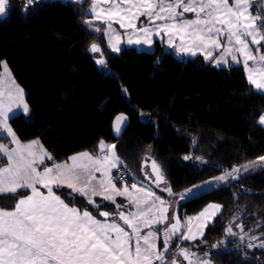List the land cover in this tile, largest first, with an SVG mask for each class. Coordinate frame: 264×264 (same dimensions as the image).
<instances>
[{
    "label": "trees",
    "instance_id": "trees-1",
    "mask_svg": "<svg viewBox=\"0 0 264 264\" xmlns=\"http://www.w3.org/2000/svg\"><path fill=\"white\" fill-rule=\"evenodd\" d=\"M90 3L36 0L29 7L27 0H9L0 16V74L5 61L30 108L26 116L17 113L9 120L16 136L43 144L52 156L43 166L84 151L99 155L101 140L114 144L123 162L118 168L122 176L114 171L117 183L121 178L127 183L147 181L144 163L151 151L173 194L241 168L239 179L178 204L181 220L210 202L223 207L202 239L175 240L166 261L179 244L200 257L208 253L212 264H264V248L259 247L264 242V168L245 172L242 167L264 156V126L258 122L264 92L248 83L242 65L216 66L201 54L179 58L164 52L159 42L153 51L132 46L112 51L105 24L93 21L100 32L85 24L92 18ZM92 43L101 52H90ZM99 57L106 64H97ZM119 113H126L130 123L115 138L112 122ZM186 155L193 158L183 159ZM6 163L0 154V167ZM54 191L97 216L116 208V203L97 198V209L67 187ZM29 192L0 196V208H14ZM117 203L126 209L128 202ZM230 224L234 236L225 231ZM214 244L218 247L212 248Z\"/></svg>",
    "mask_w": 264,
    "mask_h": 264
},
{
    "label": "snow or ice",
    "instance_id": "snow-or-ice-1",
    "mask_svg": "<svg viewBox=\"0 0 264 264\" xmlns=\"http://www.w3.org/2000/svg\"><path fill=\"white\" fill-rule=\"evenodd\" d=\"M36 0H27L30 7ZM81 3L82 0H74ZM110 5L100 6V0H92L89 12L91 19L85 24L95 32L100 27H93V21L99 20L107 25L105 35L109 37L111 50L119 52L121 35L113 28V22L125 29L124 35L128 44L148 45L153 43V36L167 37L169 47H176L179 52L196 55L201 52L205 59H215L217 65L227 64L228 58L233 63H240L248 73V83L257 91L264 92V54L256 55L250 45H261L264 41V12L251 15L250 0H103ZM9 0H0V15L6 12ZM124 5H127L125 7ZM178 9H180L178 11ZM185 13H194V18H184ZM147 18V25L137 27L140 17ZM161 21L162 23H157ZM259 21V23H258ZM131 30V31H127ZM224 43H221V38ZM179 40V44L176 41ZM213 49L222 50L219 58L213 57ZM90 52H101L96 43H92ZM255 53H261L257 47ZM253 62V66L249 65ZM104 65L103 58L96 60ZM260 65L256 67L255 65ZM7 72V65H4ZM2 83V81H0ZM14 83V82H13ZM126 91V90H125ZM15 106V108L13 107ZM10 113L12 116H10ZM17 113H30L29 105L24 100L23 89L15 86L5 92L0 90V134L11 137L15 148L0 144V154L7 158V166L0 167V194H16L20 189H29V195L23 196L14 204V208H0V264H180L173 258L166 261V254L177 241H195L202 239L204 228L222 210V205L210 203L196 217H187L184 221L172 215L169 219L170 205L149 189L138 187L133 183L130 187L136 190L134 195L128 185L117 188L111 169L117 168L120 162L115 153V145L99 142L101 156L94 157L89 152H81L69 157L71 163L44 164L45 159L52 156L40 144L39 140L21 143L9 120ZM127 117L117 115L114 128L117 134ZM259 124L264 126V114L259 117ZM195 143V141H194ZM193 157L184 156L191 160ZM196 159H201L196 157ZM201 162H203L201 160ZM257 166L264 168V156L242 166L245 172ZM157 187L164 182L162 169L151 161ZM240 168L206 181L203 185H195L179 194L180 199L194 196L202 188L215 183L227 184L230 179H239ZM95 172H100L103 179L97 180ZM39 185L40 187H37ZM67 187L79 193L87 202L99 209L100 205L92 197L100 196L104 200L116 203V196H124L134 205L135 212L120 211L123 205H116V212L99 211L103 221L97 219L87 209L81 211L70 207L53 191ZM41 189H46L41 191ZM164 191L172 195L170 186ZM118 216L131 233L126 231L109 217ZM193 221H196L194 224ZM166 224L162 230L163 245L158 247L160 230H152L155 225ZM236 227L243 228L237 224ZM149 229L142 234L143 229ZM227 235L234 236L230 224L226 228ZM243 239V237H241ZM257 239V237H252ZM223 243V242H221ZM249 247L254 245L249 244ZM217 248L218 245H212ZM259 247L264 248V242ZM209 254L205 253V257ZM174 257H182L188 264H210L209 259H201L189 247L176 245Z\"/></svg>",
    "mask_w": 264,
    "mask_h": 264
},
{
    "label": "rangeland",
    "instance_id": "rangeland-1",
    "mask_svg": "<svg viewBox=\"0 0 264 264\" xmlns=\"http://www.w3.org/2000/svg\"><path fill=\"white\" fill-rule=\"evenodd\" d=\"M61 1H74V0H61ZM91 2H92V0H91ZM229 2L230 3H232V0H229ZM250 4H251V7L249 8V12L251 13V15H253V16H256L258 13H261V12H264L263 11V9H264V0H250ZM100 6L101 7H103V8H108V7H110V5L109 4H107V3H104L103 2V0H100ZM125 7H127V5H124ZM90 7H91V3H90ZM90 9V8H89ZM180 9H178V11H179ZM88 13H90L89 11H88ZM6 14V12L4 13V14H2V15H5ZM91 14V13H90ZM1 16V15H0ZM184 18H188V19H192V18H194V13H185L184 14ZM97 21H99V20H97ZM102 22V21H101ZM157 23H162L161 21H157ZM258 23H259V21H258ZM142 24H144V25H147V18L146 17H143V16H141L140 17V19L137 21V27H140V26H142ZM113 28L121 35V41H120V43H119V48H120V50L123 48V47H125V46H132V47H135V48H137L138 50H145V51H153V50H155L156 49V43L157 42H159L162 46H163V49H164V52L166 51V52H168V51H171V52H173L176 56H178L179 58H187V57H193V55H191V54H187V53H182V52H179L178 51V49L176 48V47H169L168 46V44L166 43V40H167V37H163L162 35L161 36H153V43H152V45L151 46H148V45H143V44H141V45H136V44H128L127 43V37L124 35V33H125V29H122V28H120V25L118 24V23H115V22H113ZM106 27H107V25L105 24V29H106ZM104 29V30H105ZM127 31H131V30H127ZM104 34H105V31H104ZM106 36V38H107V41H108V44H109V37L107 36V35H105ZM176 43L177 44H179V40H177L176 41ZM221 43H224V38L222 37L221 38ZM110 46V45H109ZM250 47L253 49V51H254V54H256V55H259V54H264V41H262L261 42V45H250ZM257 47H260L261 48V53H255V49L257 48ZM199 54H201V55H203L201 52H197V54L196 55H199ZM221 54H222V50H217V49H213V57L214 58H219L220 56H221ZM196 55H194V56H196ZM204 56V55H203ZM101 57H99V59H100ZM238 58L240 59V63H233L232 61H231V58L229 57L228 58V63L227 64H220V65H217L216 64V62H215V59H208V61H211L214 65H216V66H231V65H242L243 66V57H239L238 56ZM7 65V72H5V68H4V65ZM249 65L250 66H253V62L252 61H249ZM256 67H259L260 65H255ZM244 67V66H243ZM245 69V68H244ZM246 71V70H245ZM246 74L248 75V73L246 72ZM0 81H2V83H0V90H3L4 92H5V101L7 102V90L9 89V88H14L15 86H18L19 88H21V89H23L18 83H17V81L15 80V78H14V76L12 75V73H11V71H10V69H9V67H8V64H7V62H2V69H1V74H0ZM14 82V83H13ZM24 91V90H23ZM24 100H25V102L27 103V101H26V98H25V92H24ZM14 108H15V106H13ZM264 114V113H263ZM10 116H12V114L10 113ZM9 125L11 126V124H10V122H9ZM12 127V126H11ZM13 129V128H12ZM14 131V130H13ZM2 135H5L6 136V140L5 141H3L4 142V144L5 145H7V147L9 148V149H12V148H15L16 147V145H14V144H12L11 143V137H8L6 134H0V136H2ZM2 138V137H1ZM8 141H10L9 143H7ZM20 142H22V143H24L25 141H20ZM40 142V141H39ZM41 143V142H40ZM0 144H2L1 143V141H0ZM42 144V143H41ZM105 144H108V145H111V143H105ZM44 147V146H43ZM47 151V150H46ZM48 152V151H47ZM150 154H151V151H149L148 152V155H147V157H146V160H145V163H144V167H145V176H146V180L147 181H144V185L145 184H148V185H151V186H153L154 188H157V189H159L160 191H161V193H162V195L166 198V202L170 205V207H169V211H168V216H169V219H171L170 218V216L172 217V215L173 214H175L176 216H178V204L181 202V201H183V200H186V199H180V195L179 194H181V193H184L187 189H191V188H193V186H191V187H189V188H187V189H185L183 192H181V193H178V194H172V195H169V193L168 192H166V191H164L163 189L165 188V187H168L167 186V182H166V179H165V177H164V182L163 183H161L160 184V186L159 187H157V185H156V183H154V181H155V175L153 174V172H152V168H151V161L152 160H154V161H156L154 158H152L151 156H150ZM4 156V155H3ZM4 157H6V156H4ZM7 159V158H6ZM256 161V160H255ZM252 162H254V161H252ZM70 163H71V161H70ZM157 163V162H156ZM250 163V162H249ZM249 163H247V164H249ZM158 164V163H157ZM247 164H245V165H247ZM259 168H262V167H260V166H257V167H255V168H253V169H250V170H257V169H259ZM114 169V168H113ZM241 169V168H240ZM112 170V169H111ZM114 170H117L118 171V173H119V176L121 175V173H123L120 169H117V168H115ZM121 172V173H120ZM221 175H223V174H221ZM221 175H219V176H221ZM237 175L238 176H240V172L239 173H237ZM122 176V175H121ZM164 176V175H163ZM216 177H218V176H216ZM102 178H104V177H102ZM101 178V179H102ZM215 178V177H214ZM213 180V178L212 179H210V180H208V181H212ZM231 180H235V179H231ZM203 184H205V182L204 183H200V184H197V185H203ZM220 185H223L222 183H215L214 185H208V186H206V187H204V188H202L199 192H197L195 195H197V194H200L201 192H203V191H206V190H208V189H211V188H213V187H217V186H220ZM143 186V185H142ZM195 186V185H194ZM190 198V197H189ZM188 199V198H187ZM170 212H173L172 214L170 213ZM211 222V221H210ZM210 222H208L207 223V225L210 223ZM196 223V221L194 222V224ZM167 226V225H166ZM207 227V226H206ZM174 240H176L175 238H174ZM198 256V255H197ZM198 257H200V256H198ZM173 258H176L179 262H182V259H181V257H174V254L170 257V259H168V261H171ZM201 259H208V256L207 257H205V256H201L200 257ZM185 264H188V262L186 261V263ZM210 264H212L211 263V261H210Z\"/></svg>",
    "mask_w": 264,
    "mask_h": 264
},
{
    "label": "crops",
    "instance_id": "crops-1",
    "mask_svg": "<svg viewBox=\"0 0 264 264\" xmlns=\"http://www.w3.org/2000/svg\"><path fill=\"white\" fill-rule=\"evenodd\" d=\"M263 11H264V9H263ZM35 140H37V139H35ZM0 141H1V143L2 144H4V142L3 141H5V139L4 138H1V136H0ZM30 141H32V140H29V141H25L24 143H28V142H30ZM7 142V141H6ZM10 141H8L7 143H9ZM22 143V142H21ZM105 143H108V142H105ZM41 144V143H40ZM43 145V144H42ZM45 150H46V148L45 147H43ZM85 152V151H84ZM88 152V151H87ZM81 153V152H80ZM90 153V152H89ZM115 153H116V151H115ZM77 154H79V153H76V154H74V155H77ZM90 154H92V153H90ZM74 155H72V156H74ZM93 155V154H92ZM102 154H101V152L99 153V155H93L94 157H96V156H101ZM116 155L118 156V154L116 153ZM119 157V156H118ZM7 160V159H6ZM119 160H120V162H119V164H118V167H117V169L118 168H120L121 167V165L123 164V162H122V160L120 159V157H119ZM45 161H46V159H45ZM44 161V162H45ZM63 162H68V163H70V160H67V161H63ZM63 162H58L57 164H59V163H63ZM4 166H7V163L5 164V165H3V166H1V167H4ZM50 166H52V165H50ZM49 166V167H50ZM40 167L41 168H43L44 166L43 165H40ZM115 169V168H114ZM114 169H112L111 170V175L114 177V178H116L115 180H114V182L116 183V186H117V188H123L124 187V185H128L129 186V190L135 195L136 194V190L135 189H131V185L133 184V183H127V182H125L124 180H123V178H121V180H122V183H117V180H118V178L114 175ZM94 175L96 176V178H97V180H100L103 176H102V174L100 173V172H95L94 173ZM103 179V178H102ZM138 187H142V188H145V189H149V190H151L152 192H154L157 196H159V197H161L163 200H166V198L162 195V193H161V191L159 190V189H157V188H154L153 186H151V185H148V184H143V183H140V182H136L135 183ZM143 185V186H142ZM37 187H40L39 185H37ZM54 187L55 186H53V191H54ZM21 190V189H20ZM19 191V190H18ZM30 191V190H29ZM41 191H45L46 192V189H41ZM55 192V191H54ZM183 192V191H182ZM56 193V192H55ZM5 194H9V193H4V194H0V196H2V195H5ZM29 194H31L30 192L28 193V194H26V195H29ZM57 194V193H56ZM26 195H24V196H26ZM57 195H59V194H57ZM61 196V195H60ZM23 197V196H22ZM22 197H20V198H22ZM19 198V199H20ZM61 198L65 201V203L66 204H68L70 207H76L77 209H80L81 211H83L84 209H81L80 207H78V206H76V205H72V204H70V203H68L62 196H61ZM97 198H100V199H103L102 197H100V196H96V197H92V199L95 201ZM18 199V200H19ZM126 200L128 203L127 204H125V207L124 208H126V209H123V207H121L120 208V211H124V212H126V213H130V212H135L136 211V208H135V206L134 205H130L129 204V200L126 198V197H124V196H116L115 197V201H116V205H121V204H119V203H117L118 201H120V200ZM104 200V199H103ZM107 201V200H106ZM111 202V201H110ZM210 203H214V204H218V203H215V202H210ZM210 203H208V204H210ZM208 204H206L196 215H194L193 217H196ZM5 209H8V208H5ZM10 210V209H9ZM116 208L114 209V211H108V212H110V213H115L116 212ZM89 211V210H88ZM103 211H107V210H103ZM91 212V211H90ZM92 213V212H91ZM171 214L173 213V212H170ZM92 215L93 216H95L97 219H99V220H101V221H103L105 218L104 217H101V216H97V215H95V214H93L92 213ZM170 218H171V216H170ZM109 219V222H111L113 219H115L116 220V222L117 223H119L122 227H124L125 228V230L126 231H128V232H130L131 233V229H129L128 227H127V225H125L124 224V222L123 221H121V220H119V217L118 216H112V217H109L108 218ZM185 219H183V220H181V221H184ZM213 220V219H212ZM211 220V221H212ZM195 221H193V223H194ZM164 227H166V224H160V225H155L154 226V228L152 229V230H160V238L157 240V245H158V247H162V245H163V237H162V230H163V228ZM205 229H206V227L204 228V232H205ZM147 231H149V229H147V228H145V229H143L142 230V234L143 233H146ZM175 240H173V242H174ZM179 243L181 242V241H178ZM172 247V246H171ZM170 247V248H171ZM169 250H171V249H169ZM167 256H168V253L166 254V258H167ZM157 264H159V262H157Z\"/></svg>",
    "mask_w": 264,
    "mask_h": 264
},
{
    "label": "water",
    "instance_id": "water-1",
    "mask_svg": "<svg viewBox=\"0 0 264 264\" xmlns=\"http://www.w3.org/2000/svg\"><path fill=\"white\" fill-rule=\"evenodd\" d=\"M120 114H123L124 116H126V117H127V120H126L125 123L121 126V131H120V133L117 134L116 131H115V128H114V121H115V117H116L117 115H120ZM117 115L114 117L113 122H112V133H113V135H114L115 138H118V137H120L121 135H123L124 132L126 131V129L128 128L129 123H130V118H129V116H128L126 113H119V114H117Z\"/></svg>",
    "mask_w": 264,
    "mask_h": 264
}]
</instances>
